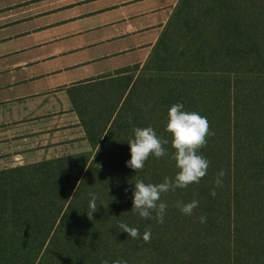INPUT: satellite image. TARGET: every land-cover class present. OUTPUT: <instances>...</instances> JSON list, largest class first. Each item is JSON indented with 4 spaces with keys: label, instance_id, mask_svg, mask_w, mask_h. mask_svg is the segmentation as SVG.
<instances>
[{
    "label": "trees",
    "instance_id": "1",
    "mask_svg": "<svg viewBox=\"0 0 264 264\" xmlns=\"http://www.w3.org/2000/svg\"><path fill=\"white\" fill-rule=\"evenodd\" d=\"M67 91L89 149L0 169V264H264V0H179L143 63ZM178 102L206 117L197 151L209 164L198 183L161 195L157 223L130 210L131 182L174 177V149L135 172L126 140L133 126L170 139ZM193 199L182 214L177 202ZM121 221L150 240L128 237Z\"/></svg>",
    "mask_w": 264,
    "mask_h": 264
},
{
    "label": "crops",
    "instance_id": "2",
    "mask_svg": "<svg viewBox=\"0 0 264 264\" xmlns=\"http://www.w3.org/2000/svg\"><path fill=\"white\" fill-rule=\"evenodd\" d=\"M178 1L0 0V169L80 151L35 159L53 151L55 143L86 145L67 88L107 72L62 82L57 75L113 55L139 53L128 64L143 63ZM99 45L110 50L85 62L48 67L76 50ZM67 135L74 137L56 141Z\"/></svg>",
    "mask_w": 264,
    "mask_h": 264
},
{
    "label": "clouds",
    "instance_id": "3",
    "mask_svg": "<svg viewBox=\"0 0 264 264\" xmlns=\"http://www.w3.org/2000/svg\"><path fill=\"white\" fill-rule=\"evenodd\" d=\"M164 130L170 134V139L157 136L151 126H133L131 138L126 140L129 144L130 158L125 161V165L135 172L144 167L149 155L156 158L164 156L166 149L163 145L170 143L174 149L170 157L175 161V167L178 169L174 177H165L162 182L155 184L145 183L141 179L131 182L133 187L130 210L142 219H154L157 223H163L167 208L166 202L160 198L161 195L176 188H187L190 184L198 183L206 174L209 164L208 159L197 151L206 143V137L211 134L206 117L194 111H186L182 103H174L167 110ZM224 174L223 169L217 173L213 187L209 190L211 196H215L216 188L222 185ZM88 197V209L85 211L89 219H92V213L98 206L97 194L90 191ZM198 205L199 201L193 199L189 202L178 201L176 206L182 214L192 215ZM197 219L200 223H205L207 218L201 214ZM118 229L124 230L128 237L134 240L147 242L151 238L150 229L140 233L137 228L130 227L122 221L118 222ZM101 264H108V261L102 260ZM118 264H126V262L121 261Z\"/></svg>",
    "mask_w": 264,
    "mask_h": 264
},
{
    "label": "rangeland",
    "instance_id": "4",
    "mask_svg": "<svg viewBox=\"0 0 264 264\" xmlns=\"http://www.w3.org/2000/svg\"><path fill=\"white\" fill-rule=\"evenodd\" d=\"M79 40L80 39L75 40V41L77 42ZM85 40H86V37L81 38L82 42H85ZM107 50L109 51L110 48L108 46H105V45H99V46H96L93 48L79 49V50H76L74 53L67 54V55L63 56L62 58L60 57L57 62L49 63L48 67L55 68L61 64L68 65L70 63L78 62V61L79 62L80 61L85 62L87 57L95 56V55L100 54V53H106ZM138 55H140V54L134 53L131 55H126V54L121 55V56L113 55L110 57L98 58L94 61H89L86 64H80L74 68H70V70L67 73H63V72L59 73L57 75L56 79L59 82H62V81H65L66 79H68L69 77H74V78H80V77H85V76L91 77L92 75H94L98 71H105V72L113 71V70H116L117 68L119 69V68H122L124 66L129 65L128 63H130L132 58L133 59L137 58ZM61 123H63V122H61ZM75 133L76 132L73 131V135ZM73 135H71V136L67 135L68 137H62L65 139H56V141L60 142L61 140H68L70 137H74ZM59 144L60 143H55V145H54L55 147L52 149L53 151L50 152V150H49V151L42 152V153H40V155L36 156L35 159H40V158H43L45 156L60 155L63 152H65L66 150L78 149V150L82 151V150L89 149L87 141H86V145L84 143L83 146L81 145L77 148H73V147L69 148V147H65V145H59ZM61 144H63V143H61ZM56 146H60V147H56ZM67 154H69V153H67ZM24 162H26V161H24ZM11 164H12V162H9V163H6L5 165L10 166Z\"/></svg>",
    "mask_w": 264,
    "mask_h": 264
}]
</instances>
